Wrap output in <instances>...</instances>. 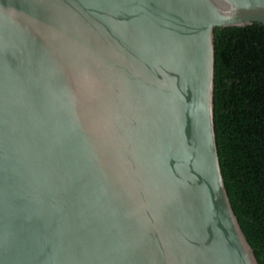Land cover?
Wrapping results in <instances>:
<instances>
[{"label": "water", "instance_id": "obj_1", "mask_svg": "<svg viewBox=\"0 0 264 264\" xmlns=\"http://www.w3.org/2000/svg\"><path fill=\"white\" fill-rule=\"evenodd\" d=\"M264 0H0V264H258L225 188L214 31Z\"/></svg>", "mask_w": 264, "mask_h": 264}, {"label": "trees", "instance_id": "obj_2", "mask_svg": "<svg viewBox=\"0 0 264 264\" xmlns=\"http://www.w3.org/2000/svg\"><path fill=\"white\" fill-rule=\"evenodd\" d=\"M214 126L225 188L264 264V27L214 31Z\"/></svg>", "mask_w": 264, "mask_h": 264}]
</instances>
